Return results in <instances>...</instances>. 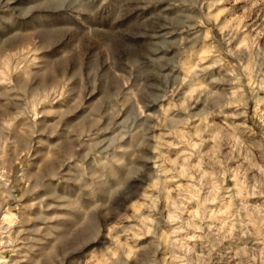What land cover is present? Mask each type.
<instances>
[{"label":"rangeland","instance_id":"1","mask_svg":"<svg viewBox=\"0 0 264 264\" xmlns=\"http://www.w3.org/2000/svg\"><path fill=\"white\" fill-rule=\"evenodd\" d=\"M50 143L78 164L40 255ZM0 264H264V0H0Z\"/></svg>","mask_w":264,"mask_h":264},{"label":"bare ground","instance_id":"2","mask_svg":"<svg viewBox=\"0 0 264 264\" xmlns=\"http://www.w3.org/2000/svg\"><path fill=\"white\" fill-rule=\"evenodd\" d=\"M194 2H195V4L197 3L196 1H194ZM165 6L166 5L159 4L158 7L155 8L156 13H158L159 16H161L165 19H168V17L175 16L177 14L180 16H184L182 14H188L189 15V13H190V10H189V12L188 11L186 12V10H184L185 8L184 9L180 8V7H178V5L172 6V7H165ZM198 9L199 8L197 6H195L194 10H196L198 12ZM149 13H151V12H149ZM200 18L202 20L201 16H200ZM167 30H168V28H167ZM182 35H184V33H182ZM64 131H66V130H64ZM47 141H48V138H47ZM48 145L46 144V146H48ZM40 147H42V146H40ZM58 149H59V146L57 144H51V146L48 149L47 158L44 162L41 174L38 173L39 177L38 178L35 177L36 178L35 182L32 185L27 186V188L25 189L24 195L22 197V200H24L25 202L27 200H30V199H32L34 201V203L31 205L33 208V211H34V213H33L34 218H33V222L31 225L32 226L31 230H30L31 239L29 240V246H28V249L31 250V253L33 252V254L35 252V253L40 254V255H45L46 254V251H45L46 248L45 249L44 248L38 249L35 247V245L36 244H40V245L48 244V246H50L51 244L56 243L60 239V236H62L65 233L64 218L59 216V214L58 215L56 214L58 207H59L56 204H57V201L60 200L59 198L61 197V196H59V192H60L59 190L62 187H64V181H65L66 177H68V175H70L71 172L74 171V169L77 167L78 158L76 157V154H74L72 152H70V153L60 152L59 153ZM56 150H58V152ZM38 160H40V159H38ZM38 162H40V161H38ZM33 179H34V176H33ZM61 199H62V197H61ZM11 216L12 215H10V217ZM81 216H83V218H87V217L90 218L91 217V216H89V212H87V210H83L82 212H80V214H74L71 218H69V221H67V222L68 223H74V222H76L77 219L79 220L81 218ZM8 219H9V217H8ZM8 219L3 217V223L5 225H8L10 222V221H8Z\"/></svg>","mask_w":264,"mask_h":264}]
</instances>
